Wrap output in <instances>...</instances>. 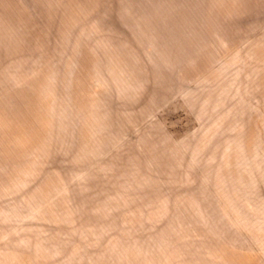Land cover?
I'll return each mask as SVG.
<instances>
[{"label":"rangeland","instance_id":"374dc122","mask_svg":"<svg viewBox=\"0 0 264 264\" xmlns=\"http://www.w3.org/2000/svg\"><path fill=\"white\" fill-rule=\"evenodd\" d=\"M0 264H264V0H0Z\"/></svg>","mask_w":264,"mask_h":264}]
</instances>
